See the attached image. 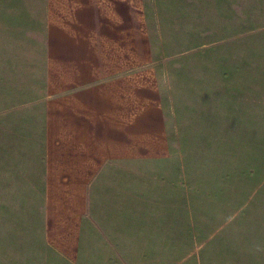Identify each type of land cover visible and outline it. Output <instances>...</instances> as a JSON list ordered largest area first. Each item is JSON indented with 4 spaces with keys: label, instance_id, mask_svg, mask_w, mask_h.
Returning a JSON list of instances; mask_svg holds the SVG:
<instances>
[{
    "label": "rangeland",
    "instance_id": "1",
    "mask_svg": "<svg viewBox=\"0 0 264 264\" xmlns=\"http://www.w3.org/2000/svg\"><path fill=\"white\" fill-rule=\"evenodd\" d=\"M89 6L88 45L103 40L102 51L90 57L97 75L131 82L125 91L140 132L132 157L155 153L140 125H154L157 101L163 102L179 191L157 192L150 180L154 191L130 198L157 206L156 222L172 228L174 245L162 252H261L264 214L252 199L264 189V0H93ZM66 7L0 0V187L14 195L3 197V234L25 220L27 204L38 208L48 188L45 38L59 19L69 20L65 27L81 19L82 8ZM87 46L63 47L83 61ZM52 69L57 73V63ZM131 167L144 173L142 165ZM146 167L155 173V164ZM1 241L7 250L0 264H14L10 239Z\"/></svg>",
    "mask_w": 264,
    "mask_h": 264
},
{
    "label": "crops",
    "instance_id": "2",
    "mask_svg": "<svg viewBox=\"0 0 264 264\" xmlns=\"http://www.w3.org/2000/svg\"><path fill=\"white\" fill-rule=\"evenodd\" d=\"M91 3L93 0H46V6L67 5L71 11L80 7L83 13L71 27H65L69 20L59 19V26L45 38L51 58L45 72L48 188L36 210L25 206L21 215L25 220L12 223L4 234L0 226V255L7 250L1 247L5 235L12 245L14 264H264V243L258 245L261 252L247 254L162 252L163 245H174L172 228L156 222L157 206L132 204L130 198L134 191L139 196V191H154L147 184L150 180L156 182L157 192L179 191L178 163L172 157L163 102L157 101L160 113L151 119L154 125H140L144 128L141 139L145 145L154 141L155 153L132 157V139L140 132L132 124L131 102L125 91L131 82L97 75L90 57L102 51L98 44L103 40L88 45V31L93 30L83 24L93 11ZM124 8L130 17V7ZM52 16L58 19L57 13ZM80 41L88 45L89 58L83 61L63 47L74 48ZM56 63L57 73L52 69ZM123 149L128 150L126 155ZM132 163L142 165L144 173L132 172ZM149 164H155V173L144 170ZM4 195L14 196L12 191L4 194L0 187V221ZM252 200L256 211L264 214V189L256 190Z\"/></svg>",
    "mask_w": 264,
    "mask_h": 264
}]
</instances>
